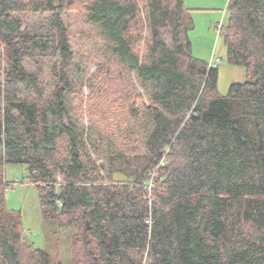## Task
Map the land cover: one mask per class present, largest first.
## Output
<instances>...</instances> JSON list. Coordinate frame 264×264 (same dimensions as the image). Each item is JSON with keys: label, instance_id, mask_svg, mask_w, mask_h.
I'll list each match as a JSON object with an SVG mask.
<instances>
[{"label": "trees", "instance_id": "obj_1", "mask_svg": "<svg viewBox=\"0 0 264 264\" xmlns=\"http://www.w3.org/2000/svg\"><path fill=\"white\" fill-rule=\"evenodd\" d=\"M226 1L219 35L246 80L220 96L184 0H0V264H61L5 207L7 164L25 166L44 220L78 229L72 264H264V0ZM75 5L100 40L87 127L69 101ZM25 14L49 15L48 34L24 32ZM115 103L124 117L109 121Z\"/></svg>", "mask_w": 264, "mask_h": 264}, {"label": "rangeland", "instance_id": "obj_2", "mask_svg": "<svg viewBox=\"0 0 264 264\" xmlns=\"http://www.w3.org/2000/svg\"><path fill=\"white\" fill-rule=\"evenodd\" d=\"M83 2L84 0H76ZM226 0H184V6L189 9V16L193 29L189 33L193 57L208 66L217 69L216 91L220 96H225L232 84L243 83L246 72L243 67L229 65L226 61V49L219 27L226 21ZM22 23V30L28 33L43 34L50 31V16L25 14L18 16ZM64 24L69 31V41L74 54V63L78 65L74 82L76 94L69 98L70 106L84 126H89V121L95 118L100 111L97 97L101 86H88L96 71V58L99 57L100 40L95 36L93 29L84 22L81 8L75 5L63 16ZM45 56V65L41 66L40 81L45 91L49 92L56 82V67L51 64L56 59ZM36 67L27 63V74L34 73ZM93 81V80H92ZM82 85V86H81ZM81 86V88H80ZM116 89L111 88L110 97ZM123 95L125 92L120 91ZM104 95L105 92H101ZM110 104L107 103L105 107ZM116 107L108 114L113 118L122 119L124 107L115 103ZM107 114V115H108ZM125 124L122 130H125ZM115 131L116 127L112 126ZM4 178L11 186L4 190V204L8 210L17 211L21 215V228L23 236L34 248L47 252L54 262L72 264L71 235L75 234L76 227L59 228L54 221L44 220L41 217L39 198L36 188L29 184L26 178L24 165L7 164L4 168ZM116 178H118L116 176ZM120 178V177H119Z\"/></svg>", "mask_w": 264, "mask_h": 264}, {"label": "built area", "instance_id": "obj_3", "mask_svg": "<svg viewBox=\"0 0 264 264\" xmlns=\"http://www.w3.org/2000/svg\"><path fill=\"white\" fill-rule=\"evenodd\" d=\"M160 165H161V166H163V165H164V162H163V160L160 162Z\"/></svg>", "mask_w": 264, "mask_h": 264}, {"label": "water", "instance_id": "obj_4", "mask_svg": "<svg viewBox=\"0 0 264 264\" xmlns=\"http://www.w3.org/2000/svg\"><path fill=\"white\" fill-rule=\"evenodd\" d=\"M87 228V227H86Z\"/></svg>", "mask_w": 264, "mask_h": 264}]
</instances>
